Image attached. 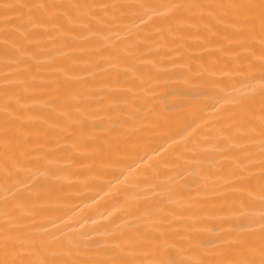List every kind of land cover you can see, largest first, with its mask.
<instances>
[{
    "label": "bare ground",
    "instance_id": "bare-ground-1",
    "mask_svg": "<svg viewBox=\"0 0 264 264\" xmlns=\"http://www.w3.org/2000/svg\"><path fill=\"white\" fill-rule=\"evenodd\" d=\"M0 264H264V0H0Z\"/></svg>",
    "mask_w": 264,
    "mask_h": 264
}]
</instances>
